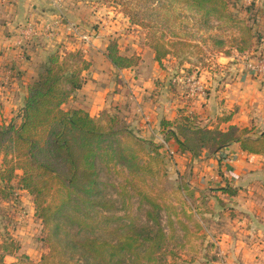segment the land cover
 <instances>
[{
	"label": "rangeland",
	"instance_id": "rangeland-1",
	"mask_svg": "<svg viewBox=\"0 0 264 264\" xmlns=\"http://www.w3.org/2000/svg\"><path fill=\"white\" fill-rule=\"evenodd\" d=\"M54 1L56 6L50 13L46 9L48 6L32 3L27 8L24 16L18 20L16 44L22 49H27L28 43H34L36 38H38L36 41L44 39L46 44L52 43L53 45L50 46L47 58L57 51L64 55L65 51L74 49H81L86 57L85 49L93 46V38L101 30L105 32L106 41H109L107 45L111 41H117L123 53L140 54V62L133 67L131 74L110 70L112 74L109 75V78H112V84L114 81L117 84L112 87L115 91L111 89L110 95L121 91L120 96L123 97L119 98L120 100H113L114 103L111 104L112 114L117 116L115 127L124 131L127 129V131L130 130L142 136L143 133L136 124V120L140 118L139 112L135 111L139 103L130 97L133 88L130 86L131 79H135L134 85H142L148 77H157L155 73L160 65L168 71L166 77H169V86L167 88L175 99L183 103L186 102V104L190 101L200 100L197 96L188 95L189 88L183 82L185 81L184 77L194 75L193 77L197 76L205 83L209 74L207 72L205 74L204 71H215L219 74L216 71L219 65L216 61L215 64H212L210 48L205 47V43L208 39H212V43L217 45L214 41L221 36L229 37L228 40H234L237 33L236 22L222 20L216 23L217 20L213 18L204 21V17L198 12L196 13L186 5L172 0ZM11 2L13 1L1 0L3 4ZM72 3L80 4V20L87 21L78 23L76 19L68 17L66 14L68 7L66 6ZM62 13L66 14L63 15L64 22L78 24L82 33L89 36V41L78 40V37L64 25L57 27L55 37H48L44 33L31 39L24 36V31L29 23H34L39 31L43 32V25L54 21ZM21 38H23L22 43L19 42ZM60 39L63 40L59 41ZM75 42H79V45L74 44ZM154 42L159 47L171 49L173 53L179 55V58L173 60V57H168L163 61L162 66L160 62L152 58L155 51L151 43ZM42 43L40 42L38 45L44 46ZM103 47L104 45L101 46V48ZM147 49L149 51L146 53ZM47 58L38 63V73L29 83L39 75ZM147 97L146 100L153 99V93ZM183 98L186 100L183 101ZM75 99L76 96L72 100ZM72 100L64 107L76 106V100L74 102ZM24 103L25 101L23 106ZM78 104L80 105V102ZM6 109L0 107L3 123H10L9 118L4 117L6 111L13 113L12 121L21 123L23 107L16 106ZM195 120L198 121V119ZM205 124L214 125L215 123L207 122ZM130 126H133V129L129 128ZM124 131L111 138V146L103 151L99 158V178L104 190L102 198L106 202V207L90 210V215L97 219L95 223H100V227L97 228L98 235L108 234L105 232V227L108 229L110 239H117L119 235L129 229L130 232H140L144 235L148 239L144 246L125 257V262L129 264H193L195 261L205 264L206 259L207 261H218L219 255L215 250V245L219 238L217 234L214 237L207 236L204 232L205 216L201 214L204 212L205 204L200 198H203L204 194L211 195V192L197 193L196 199V190L194 189L197 187L194 185L198 181L219 185L222 179L219 167L222 164L219 157L214 156L217 152L209 150L214 155L207 156V159L204 157L200 159L199 156H196L197 162L188 157L175 158L168 150H157L158 147L156 148L154 144L158 142L153 138L145 139V142L142 143L143 147H141L134 142L130 132ZM159 132L163 134L161 130ZM149 140L152 142L149 143ZM1 162L2 155H0ZM210 167L219 169H210ZM16 173H21V171L18 170ZM189 180L195 183L191 184V188L187 184ZM14 185L17 186V183L15 182ZM192 186H194L193 189ZM19 192L20 189H17L13 199L0 203V242L4 240L11 242L12 238L14 243L20 247L18 252L8 254L16 256L18 259L7 261L6 256L8 255H6V264H36L39 261L36 260V255L41 250L44 253L48 249L41 240V220L38 222L32 212L33 195L28 191L27 193L20 192V194ZM153 202L157 203L159 208L153 206ZM194 208L197 214H195ZM149 212L159 216L165 236L156 234L160 225H156L150 220ZM104 217L110 218L111 221L105 223ZM74 230L72 229V231ZM158 243L161 244L160 247ZM209 247H211V252L207 251ZM27 251H34V253L31 256L26 253ZM22 254L27 257L20 260L19 256Z\"/></svg>",
	"mask_w": 264,
	"mask_h": 264
},
{
	"label": "trees",
	"instance_id": "trees-1",
	"mask_svg": "<svg viewBox=\"0 0 264 264\" xmlns=\"http://www.w3.org/2000/svg\"><path fill=\"white\" fill-rule=\"evenodd\" d=\"M172 1L198 12L204 21L213 18L241 22L230 12L232 0ZM241 23L242 40L239 43L222 37L214 41L219 48L230 47L224 50L226 54L231 53L235 44L240 52L252 49V28L243 21ZM151 46L155 59L162 66L169 56H176L171 49L159 47L155 42ZM63 54L59 51L51 54L39 75L29 83L21 123L6 124L0 116V203L13 199L17 189L33 195L34 216L41 220V240L48 249L36 264H129L125 257L142 248L148 239L130 229L117 239H110L107 227L105 232L108 234L98 235L100 223H95L97 219L90 215V210L106 207L99 178V158L111 146V138L124 130L115 127L117 116L111 111L105 110L99 117H94L86 109L64 107L85 82V72L91 61L81 49ZM105 54L119 69L133 68L140 62V54L123 53L117 41L107 45ZM207 93L208 97L209 91ZM230 118L227 115L222 121L228 122ZM220 124L196 121L187 107L174 119L160 120L165 139L173 140L183 154L196 157L208 149L219 153L220 161H223L225 156L221 151L224 147L239 143L248 153L264 155V132L252 136L249 127L230 124L224 129ZM129 128L133 129V126ZM125 130L133 135L137 145L143 147L146 137ZM154 145L157 150L163 148L160 143ZM18 170L21 173H16ZM152 204L159 208L157 203ZM148 216L160 225L158 215L149 212ZM103 221L108 223L111 219L104 217ZM157 231L156 234L165 236L161 225ZM10 241L0 242V264H6L5 256L20 249L14 239ZM26 257L19 256L20 260Z\"/></svg>",
	"mask_w": 264,
	"mask_h": 264
},
{
	"label": "crops",
	"instance_id": "crops-1",
	"mask_svg": "<svg viewBox=\"0 0 264 264\" xmlns=\"http://www.w3.org/2000/svg\"><path fill=\"white\" fill-rule=\"evenodd\" d=\"M12 1L10 4H3L0 0V107L5 109L23 107L29 82L38 73L37 65L47 58L50 46H53L52 43L46 44L41 38L36 41L38 39L36 38L34 43H28L27 49L19 47L16 44L18 20L24 16L32 3L48 6L46 9L49 13L56 6L54 0ZM66 7H68L66 8L68 17L76 19L78 23L87 21L80 20V4L72 3ZM230 12L252 28L253 37L250 47L252 49L240 52L235 44L231 47V53L226 54L224 50L230 47L219 48L212 43V39L206 41L205 47L210 48L212 64L216 61L219 65L216 69L219 74L215 71H204L209 74L205 81L209 91L206 99L190 101L188 104L175 99L167 88L169 86V77H166L168 71L160 65L156 69L157 77H148L142 85H134L135 79H131L130 86L133 88L130 97L139 103L135 109L140 115L136 124L144 137L153 138L161 144L164 135L159 132L160 120L176 118L184 107H187L189 112H193L195 119L202 124L221 122V127L224 129L230 124L249 127L252 129L250 133L252 136H258L264 132V79L254 78L251 73L244 70L242 63L243 59L255 54L264 46V0H232ZM219 22L220 20L216 21V23ZM241 22H236L237 33L235 41L232 40L235 43L242 40L241 24L243 23ZM61 40L63 39L59 41ZM78 40L83 42L82 39L78 38ZM106 40L105 32L100 30L93 38V46L85 49L86 58L91 61V66L85 72V82L75 93L77 105L74 107L86 109L94 117H99L105 110L112 112L113 100L123 98L120 96L121 91L110 95L112 87L117 85L115 81L112 84V78H109L112 74L110 70L131 74L133 69H119L110 62L105 54V47L109 42ZM40 42H43L44 46L38 45ZM77 44L79 45V42ZM102 45H104L103 48H101ZM23 50H25L24 53ZM148 51V49L145 50L146 53ZM174 54L176 56H169V58L173 57V60H177L179 55ZM152 58L155 59V53L152 54ZM154 79L157 80L156 83ZM112 91L115 90L112 89ZM151 93L154 98L146 100L147 95ZM185 100L186 98H183V101ZM5 113L4 117L12 122L13 113L8 111ZM225 115L231 117L228 122L221 119ZM167 142L162 149L168 150L175 158L188 157L198 161L190 153L179 152L173 140ZM221 153L226 157L220 162L222 165L219 167V172L223 180L221 179L219 185L204 181H198L197 184L190 180L187 182L190 188L191 184L197 185V187L192 186V189L194 187L196 190V199L197 193L211 192V195L204 194L203 198H200L205 204L204 212L201 214L205 216L204 232L209 237L217 234L219 238L215 245L219 260L207 261L206 259L205 264H264V155L248 153L242 150L239 143L225 146ZM211 154L209 150H205L199 158L207 159V156ZM219 155L217 153L214 156L219 157ZM213 168L219 169L210 167V169ZM223 187L229 190H224ZM20 192L27 193L26 190H20ZM193 210L197 214L195 208ZM211 247L207 249L208 252L212 251ZM26 253L32 256L34 251ZM42 253V250L38 254L36 251V260H40ZM6 259L7 261L17 260L18 257L8 255ZM193 264L202 263L195 261Z\"/></svg>",
	"mask_w": 264,
	"mask_h": 264
},
{
	"label": "built area",
	"instance_id": "built-area-1",
	"mask_svg": "<svg viewBox=\"0 0 264 264\" xmlns=\"http://www.w3.org/2000/svg\"><path fill=\"white\" fill-rule=\"evenodd\" d=\"M60 25H64L71 33L75 34L79 39H84L89 41V36L87 34H83L80 26L76 23L72 22H64L63 15H60L54 21H49L43 25V32L39 31L37 25L34 23H29L27 29L24 31V36L31 39L32 37L41 36L40 34L44 33L48 37H55L57 35V27ZM20 43L23 42V38L19 40ZM243 68L252 74L254 78L264 79V46L258 50L255 54L250 55L249 57L243 59ZM194 76V75H193ZM188 76L184 77L183 82H185L186 86L189 88L188 95L189 96H197L200 100H204L207 97L208 88L205 83L198 78L197 76ZM167 140L165 137L162 139V145L166 146ZM226 157V156H225ZM228 160H232V158H228ZM217 180V177H215Z\"/></svg>",
	"mask_w": 264,
	"mask_h": 264
}]
</instances>
